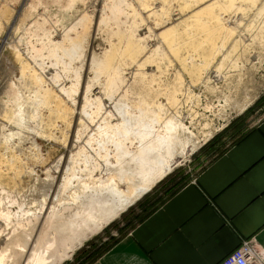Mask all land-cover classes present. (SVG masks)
Here are the masks:
<instances>
[{
    "label": "rangeland",
    "instance_id": "obj_1",
    "mask_svg": "<svg viewBox=\"0 0 264 264\" xmlns=\"http://www.w3.org/2000/svg\"><path fill=\"white\" fill-rule=\"evenodd\" d=\"M216 1L0 0V213L38 210L47 185L84 152L99 168L81 188L89 208L80 215L91 211L101 222V212L118 211L163 160L174 165L166 176L190 179L234 132L262 119L264 103L253 107L264 96V28L256 9L264 0L255 6L239 0L240 12L221 15L226 27L240 26L206 64L192 17ZM167 30L177 54L161 36ZM236 40L249 53L238 47L224 57ZM128 43L136 59L127 56ZM110 120L129 131L119 146L100 151L97 139ZM234 120L240 121L226 128ZM219 134L216 147L202 151ZM84 158L80 153L75 165ZM164 181L81 245L77 235L87 227L70 233L74 251L59 264L78 263L88 245L117 237V224L140 212L146 194L151 201L161 196L172 183ZM12 224L0 217V232L10 236Z\"/></svg>",
    "mask_w": 264,
    "mask_h": 264
},
{
    "label": "crops",
    "instance_id": "obj_2",
    "mask_svg": "<svg viewBox=\"0 0 264 264\" xmlns=\"http://www.w3.org/2000/svg\"><path fill=\"white\" fill-rule=\"evenodd\" d=\"M228 141L196 176L163 178L170 186L179 181L175 191L167 188L132 228L121 222L117 237L88 245H102V252L83 264H219L243 240L264 256V117ZM150 197L143 206L157 199Z\"/></svg>",
    "mask_w": 264,
    "mask_h": 264
},
{
    "label": "bare ground",
    "instance_id": "obj_3",
    "mask_svg": "<svg viewBox=\"0 0 264 264\" xmlns=\"http://www.w3.org/2000/svg\"><path fill=\"white\" fill-rule=\"evenodd\" d=\"M190 1L198 3L205 0ZM237 1L239 0H218L215 2V4L205 7L198 13H195L192 17L194 19L192 26L193 33L199 36L197 45H205V48L202 49L200 55L204 58L202 61H204L206 64H209V62L213 61L225 47V44L230 39L232 41L234 37H236L234 36L235 34L237 35L236 30L240 26L237 24L238 22L236 21V25L234 24L233 27L228 28L224 24L223 19H221L222 14H236L237 12L241 11V8L236 7ZM240 1L243 3L250 1V3L255 6L258 0ZM248 9L251 11V8ZM256 9L257 15L259 17L258 19H262L261 22L263 24V30L264 6H260V8ZM204 15L205 18L202 17ZM252 26L253 25H251V27ZM161 36L166 41L169 49L177 54V50L174 49V32L172 30H167ZM242 45V40H236L233 43L231 50H229V52L226 53L227 55L224 57H230V54L236 51L238 47L242 48V50L237 49L243 52L242 54L245 55L244 52L249 53V48H244ZM130 48L131 45L128 43L125 48V52L128 54L127 56L131 59H136L139 54H131L132 49ZM110 61L111 58L107 59V67L110 64ZM105 125V129L101 130L102 132L99 133V138L97 139V143L100 145V151H104L105 148H107V143H111L116 147L119 146V137H127V133L129 131V128L124 127L119 123L112 122V120L108 121V123ZM171 125H173L172 122H168L165 126L167 131L164 137L165 143L169 138L168 131L170 130ZM91 140H94V138ZM157 142L158 140L150 142L151 147H155ZM80 153H83L85 158L81 165L76 166L75 157H77ZM79 154L72 158V164L70 166L67 165L64 168L65 173L62 175L63 177L61 179H57L56 181L52 180L47 185L45 193L41 195L38 210H35L31 207L24 211L22 207H19L18 211L14 214L9 211L5 214L0 213V217H3L5 223L9 220L14 222V224H12L14 229H12L13 232L10 236L3 235V233L0 232V264L61 263L63 260L68 259L74 251L72 244L77 242V245H81V243L87 237L93 235L95 232L97 233V231L102 230L111 221L116 219L122 212H124L131 203L138 200L155 184L161 181L174 167V165L171 166L169 164L170 162L168 160H163L162 164L157 165V167L154 168L151 173L145 174V176L143 175L144 183L140 185L139 191L136 190L138 193L136 191V193L132 192L133 197L126 199V203L121 205L120 209L114 213L110 211L101 212V209L98 210L101 212L100 217L102 219L101 222H95V219H97L98 216L92 214L91 211L88 214L80 215L81 213H85V211H87L89 208L88 207L85 209L87 202L83 198H86V196L81 191V188L84 190L85 186L87 185L86 183L88 181H92L95 178L96 175L94 173L99 168V163L91 159V157L85 155L84 152H79ZM100 154L101 153H98V155ZM106 157H108L107 154L103 156V159ZM81 166L84 167L82 171L79 169ZM142 172L143 170L141 168V173ZM85 177L87 180L84 179ZM110 181L111 180H109V182ZM79 216H81V221L80 223L76 224L75 219ZM81 227H87V230L84 229L86 230V233L82 232L83 234L77 235L78 240L76 242L72 241L75 240V238H72V236L70 237V233L77 234V232H79L78 229H81ZM3 258H5V262H3Z\"/></svg>",
    "mask_w": 264,
    "mask_h": 264
},
{
    "label": "trees",
    "instance_id": "obj_4",
    "mask_svg": "<svg viewBox=\"0 0 264 264\" xmlns=\"http://www.w3.org/2000/svg\"><path fill=\"white\" fill-rule=\"evenodd\" d=\"M264 103V96L262 98H260L256 103H255V107L253 108H256V107H259L260 104ZM240 121V120H239ZM238 122V120H234L233 122H231L226 128H234L236 125L235 123ZM226 128L224 130H226ZM228 128V129H229ZM227 129V130H228ZM223 130V131H224ZM241 132L240 129H238L236 132H235V135L236 134H239ZM217 136H214L209 142H207L201 149H203L202 151H205V150H210L211 148H214L215 146V141L217 139ZM178 182L179 181H176L174 182L169 188L168 190L166 191V193L168 194H172L175 189L177 188V185H178ZM144 198V197H143ZM161 199L157 198L156 200L148 203L147 205L143 206V204H139L138 206H143L142 209L140 210V212L135 215L133 217V219H129L123 229H127V228H132L136 223H139L141 221H143L150 213L151 211L154 209V207L156 205H158L160 203ZM156 202V203H155ZM139 202H137L136 204H138ZM113 238L109 239V240H112ZM92 245H90V247H92ZM102 252V245H100L99 247H94L93 249H91L90 251H88V253L85 254V258L83 259V262L80 261L79 263L80 264H83L85 261H92L94 260L97 256H99Z\"/></svg>",
    "mask_w": 264,
    "mask_h": 264
},
{
    "label": "built area",
    "instance_id": "obj_5",
    "mask_svg": "<svg viewBox=\"0 0 264 264\" xmlns=\"http://www.w3.org/2000/svg\"><path fill=\"white\" fill-rule=\"evenodd\" d=\"M219 264H264V256L256 250L251 242L243 240Z\"/></svg>",
    "mask_w": 264,
    "mask_h": 264
}]
</instances>
